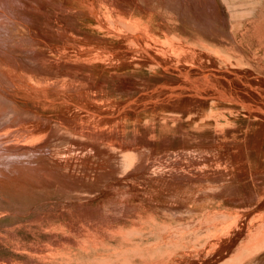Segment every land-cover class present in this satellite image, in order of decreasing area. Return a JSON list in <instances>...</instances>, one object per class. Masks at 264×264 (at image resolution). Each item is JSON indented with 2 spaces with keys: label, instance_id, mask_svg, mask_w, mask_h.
I'll use <instances>...</instances> for the list:
<instances>
[{
  "label": "rangeland",
  "instance_id": "1",
  "mask_svg": "<svg viewBox=\"0 0 264 264\" xmlns=\"http://www.w3.org/2000/svg\"><path fill=\"white\" fill-rule=\"evenodd\" d=\"M117 1L126 8L138 5L148 31L161 40L170 37L216 55L220 75L232 60L231 65L264 79V35L256 33L264 30V0H216L214 17H200L199 5L177 3L182 13L167 0ZM85 3L23 0L25 10L10 15L0 9L13 25H7L8 33L0 30V264H96L93 256L101 253L108 260L97 264H220L216 257L229 242L243 248L264 231V80L234 86L226 76L223 85H205L194 81L200 77L197 72L194 77L168 63L131 66L117 76H104L103 53L113 38L89 27L80 12ZM76 11L79 16L74 17ZM27 38L31 41L24 43ZM66 45L74 46L73 51ZM76 56L83 61L77 64ZM218 90L222 98L214 94ZM50 146L74 158L71 166L77 170L57 178V171L49 177L48 171L38 170L36 156L43 151L49 156ZM196 151L231 170L221 173L216 193L171 187V170H176L172 159L178 154L202 158ZM118 160L127 164L119 166ZM159 172L163 174L152 176ZM73 173L97 181L82 177L72 183ZM204 180L195 174L186 184ZM87 181L93 186L80 183ZM128 230L132 233L122 235ZM89 237L98 239L97 250ZM257 250L248 264H264V246Z\"/></svg>",
  "mask_w": 264,
  "mask_h": 264
},
{
  "label": "bare ground",
  "instance_id": "2",
  "mask_svg": "<svg viewBox=\"0 0 264 264\" xmlns=\"http://www.w3.org/2000/svg\"><path fill=\"white\" fill-rule=\"evenodd\" d=\"M44 1V0H43ZM46 1V0H45ZM51 1V0H50ZM80 1V0H79ZM86 3H85V6L82 7L80 10V12L82 13V15H86L88 18L86 20H89L88 22H90L89 24V27H93V28H96L97 30L99 31H103L105 34H108L109 36H111L113 38V42L111 43L110 46H106L105 48V52L103 53V58L102 60L107 64V70L104 71V72H107L104 76H107L108 74L111 75V74H114L115 75L118 73L119 70H125L126 68L128 67H131V66H137L138 65H147V64H172L174 65L175 67H182L184 69H186V72L188 75H190L192 73V75L194 77H196V73L197 72V75H199L200 77H196V78H193L194 81H197L198 80V83H204L205 85H215V84H219L218 81L221 82V85L224 84L225 81H223L222 79H225V77H229L230 79V82L234 85V86H239L240 84H245V83H249V86L250 84H253V85H259L260 83H262L261 80H264L262 78H260L259 76L255 75V74H252L251 71L248 72L249 70L247 69H241V67L239 66H234V65H231L232 64V60L229 61V65L227 66V72H225L224 74L221 73V71L219 70V65H218V60L216 59L215 60V56H211L209 54H207V52H204V51H200L199 49H193V48H190V47H186L182 44H178L179 40L177 39H171L170 37H165L166 39L165 40H161L159 37H158V34H152V33H155L154 30L152 31H148V28L146 26V21H145V18L146 17L141 11H138L136 9L139 8V6L135 5L133 7H130V8H126V6L124 5H121L120 2H118L117 0L114 1V0H85ZM122 1V0H121ZM139 1V0H138ZM149 1H158V0H149ZM161 1H165V0H161ZM168 2H170L176 10L184 13L180 8L179 6L177 5L178 4H185V5H188V7H193L195 5H199L197 6V8L199 9V16H204V15H209V16H215L217 13H218V9L219 7L216 5V3H214L216 0H167ZM22 2L23 0H0V9L6 13V14H10L12 15V13L14 11H19V9H24L25 8L22 6ZM36 3V2H35ZM43 3V2H42ZM75 3V2H74ZM79 3L81 2H78V5H80ZM138 3V2H137ZM141 3V2H140ZM208 3V4H207ZM63 4V3H62ZM82 4H83V1H82ZM126 4V3H124ZM133 4V3H132ZM77 5V4H76ZM142 5V4H141ZM27 6V5H26ZM41 6V4H40ZM36 7V6H34ZM74 7V6H73ZM144 7V6H143ZM80 8V7H79ZM74 9V8H73ZM77 9V8H76ZM133 9V10H132ZM75 10V9H74ZM141 10V8L139 9ZM36 11V10H34ZM0 13L1 16H3V18L0 19V30L3 29L5 32L8 33V30L7 29V25L8 27H12L11 24H10V18L7 17V16H4V13ZM36 12H40L41 14H44L43 11H36ZM78 11H76L74 14H72L74 17L75 16H79ZM69 13V12H68ZM16 14V13H15ZM39 14V13H38ZM86 18V17H85ZM19 20V19H18ZM154 20V19H153ZM31 22V21H30ZM178 22V21H177ZM158 23V22H157ZM255 23V22H254ZM152 24H154L152 22ZM178 24V23H176ZM253 24V23H252ZM17 25V24H16ZM28 25V24H27ZM84 25V24H83ZM246 25V24H245ZM242 26L244 27V29L246 31H250L251 28L250 27H247V26ZM255 26V25H254ZM17 27V26H15ZM28 27V26H27ZM30 27V25H29ZM28 27V28H29ZM157 27V26H156ZM159 27V26H158ZM256 27V26H255ZM20 28V27H18ZM88 28V26H87ZM160 28V27H159ZM84 29V28H83ZM152 29V28H151ZM162 29V28H161ZM257 29V27H256ZM48 30V29H47ZM95 30V29H94ZM2 31V30H1ZM94 32V31H92ZM156 32H158L156 30ZM11 33V31H10ZM60 33V32H59ZM101 33V32H100ZM103 33V34H104ZM257 34H260V35H264V30H260L259 28L257 29ZM16 34V33H15ZM36 34V33H35ZM74 34V33H73ZM90 35H92L91 33H89ZM88 34V35H89ZM245 34V33H244ZM58 35V34H57ZM97 35V34H96ZM99 35H102V34H99ZM1 36V34H0ZM38 37V36H36ZM85 37V36H84ZM103 37V36H102ZM100 38V37H99ZM245 38V37H244ZM41 39V38H39ZM103 39V38H102ZM251 39L253 40V38L251 37ZM251 40V41H252ZM28 41H31L29 38L23 40V42H28ZM45 42V41H44ZM60 42V41H59ZM177 42V43H176ZM255 41L253 40L252 44L253 45H256L254 43ZM37 43V42H36ZM35 43V44H36ZM51 43V42H50ZM49 43V46L52 45L53 43L50 44ZM57 43V41H56ZM55 43V44H56ZM62 43V41L60 42V44ZM110 43V42H109ZM251 43V42H249ZM18 44H21V43H18ZM17 44V45H18ZM39 44V42L37 43ZM55 48L57 47L58 44H56ZM85 44V43H84ZM48 45V44H47ZM64 45H65V42H64ZM62 45V46H64ZM92 45V44H91ZM25 46V44L23 45ZM67 46V45H66ZM258 46V44H257ZM260 46V45H259ZM59 47V46H58ZM61 47V46H60ZM70 47L72 50L68 49L67 52L71 53L70 51H73V48L74 46H67V48ZM80 47V46H79ZM78 47V48H79ZM102 47V46H101ZM48 48V46H47ZM85 47H82L81 49H83ZM100 48V47H99ZM37 49V48H36ZM35 49V50H36ZM41 49V48H40ZM39 49V50H40ZM50 49V48H49ZM63 49V48H62ZM78 50L75 46L74 48V51ZM80 49V48H79ZM102 49V48H100ZM104 49V48H103ZM102 49V50H103ZM38 50V51H39ZM44 50V49H42ZM52 49H50L51 51ZM65 50H67L65 48ZM64 50V51H65ZM70 50V51H69ZM85 50V49H84ZM83 50V51H84ZM87 50V49H86ZM90 50V49H88ZM95 50V49H93ZM99 50V49H97ZM53 51V50H52ZM80 50V52H83ZM177 52L179 51V55L177 56L174 52ZM53 53V52H52ZM73 53V52H72ZM76 54V51L74 52ZM73 53V54H74ZM79 53V52H78ZM84 53V52H83ZM87 53H92L91 52H87ZM85 53V54H87ZM221 53V52H220ZM55 54V53H54ZM96 54H99V53H96ZM94 54V55H96ZM212 54V53H211ZM214 54V52H213ZM43 55V54H42ZM47 57L48 55L45 54ZM43 55V56H45ZM64 55V54H62ZM79 55V54H78ZM51 56V55H50ZM53 56V54H52ZM56 56V55H55ZM59 56V55H58ZM56 56V57H58ZM99 56V55H98ZM218 56V55H217ZM82 56H76L74 57V61L79 64L81 63V61H83V58H81ZM96 57V56H95ZM228 58V57H227ZM73 59V57H72ZM63 61V60H62ZM235 61V60H234ZM71 63V62H70ZM238 63V61H237ZM67 64V63H66ZM225 65V63L223 64ZM80 66V65H79ZM78 66V67H79ZM89 66V65H88ZM221 66V65H220ZM94 67V66H93ZM76 68V67H75ZM80 68V67H79ZM84 68V67H83ZM82 68V69H83ZM90 68V66H89ZM146 68V67H145ZM222 68V67H221ZM134 69V68H132ZM80 70V69H79ZM87 70L89 71V69L87 68ZM219 70V71H218ZM226 71V70H225ZM114 72V73H112ZM211 73H214V74H211ZM88 74V73H87ZM183 74V73H182ZM201 74V75H200ZM93 75V74H92ZM103 75V73H102ZM101 75V76H102ZM212 75V76H210ZM117 76V75H116ZM103 78V76H102ZM123 78V77H122ZM120 78V79H122ZM101 79V78H100ZM109 79V78H108ZM81 80V79H79ZM107 80V79H106ZM110 80L114 81V78H111L110 77ZM93 82V83H96L95 81L93 80H90V82ZM122 81V80H121ZM193 81V80H192ZM264 85V83H262ZM158 88V87H156ZM216 90V89H215ZM175 91V90H174ZM156 93H159V92H156ZM214 94H217L216 96L219 97V98H222L223 97V92L218 90L217 92H215ZM239 94V93H238ZM242 95V94H241ZM264 95V94H263ZM215 97V96H214ZM243 99V98H241ZM240 100V99H239ZM220 101V100H219ZM242 101V100H241ZM211 103V102H210ZM251 103V100L250 102ZM249 103H246V104H249ZM254 103V102H253ZM45 105V104H44ZM43 105V106H44ZM212 105V104H211ZM245 105V104H243ZM246 106V105H245ZM250 108H251V105L249 104ZM253 107V106H252ZM259 107V106H258ZM156 108V107H155ZM264 108V106H263ZM162 119V118H161ZM23 121V120H22ZM21 130V129H20ZM19 131V130H18ZM16 134L18 133L17 131H15ZM14 132V133H15ZM13 133V132H12ZM13 133V134H14ZM27 133V132H26ZM55 133V132H54ZM19 135V134H18ZM53 135V134H52ZM57 134L53 135L54 138ZM59 136H61L62 134H59ZM59 136H56V138L58 137L59 139ZM64 137V135H62ZM88 136V135H86ZM3 137V136H2ZM67 137V136H66ZM72 137V136H71ZM248 137V136H247ZM1 138V137H0ZM55 138V139H56ZM62 138V137H61ZM69 138V137H68ZM4 139V137H3ZM53 139V138H52ZM51 139V140H52ZM66 139V138H65ZM74 139V138H73ZM48 140V139H47ZM46 140V141H47ZM77 140V139H75ZM45 141V142H46ZM57 142V141H56ZM59 142V141H58ZM70 142V141H69ZM77 142V141H76ZM47 143V142H46ZM75 143V142H73ZM40 144V143H39ZM41 144H44V143H41ZM40 144V145H41ZM57 144V143H56ZM38 145V147L40 146ZM92 145V144H91ZM23 146H27V145H23ZM49 146V144H48ZM53 146V145H51ZM47 147L46 149H49L51 151H49V156H47L48 154V151H47V154L44 155V151L45 148H39L38 150H41V152L43 151V153H41V155L39 156H36V160L33 159V156L32 155V159L35 160L34 162H38L36 163L37 166L36 168H38V170H45L48 171L49 173L51 174H46V175H49V177H53V175H55L54 171H57L58 174L55 175V178H57V176L59 175H65L67 173H69V170L71 168H73V166H71V161L74 159V158H69V157H66L64 155V151H63V154L62 153H58L57 149L60 150V148H64L62 145L60 148H55L53 149V147ZM68 146V145H67ZM89 146V145H88ZM16 147V145H15ZM31 147H35L37 148L36 146H31ZM30 147V148H31ZM19 148H22L21 146H19ZM24 148V147H23ZM22 148V149H23ZM27 148V147H26ZM34 148V149H35ZM93 148V147H92ZM16 149V148H15ZM18 149V148H17ZM16 149V150H17ZM28 149V148H27ZM26 149V150H27ZM33 149V148H32ZM84 149V148H83ZM101 149V148H100ZM12 150H13V147H12ZM172 149H170L171 151ZM21 151H24V150H21ZM33 151V150H32ZM175 151H178L177 149ZM30 152V150H29ZM27 151V153H29ZM35 152V151H34ZM78 152V150L76 151ZM80 152H82V150H80ZM86 152V151H85ZM90 152V151H88ZM174 152V151H173ZM198 153H200L202 155V158H196V157H192V158H187V157H181L183 155L181 154H178L177 157H175L173 161V166L176 170H171V174L175 173L173 175V178H174V184H171L173 188H177L178 190H181L183 192H185V190H188L189 188H192L193 191H197L199 194L200 193H204L205 195H207L206 193H216L217 190L220 188H218V184H216L217 180H222V172L225 173H229L231 172V170L229 171L228 168H225L224 170L220 169V167L222 166L219 162L216 161V158L209 155V154H204L202 152H199V151H196ZM26 153V155H28ZM38 153V152H36ZM83 153V152H82ZM96 153V151H95ZM112 153V152H111ZM16 154V153H15ZM22 154V152H21ZM33 154V152H32ZM39 154H40V151H39ZM76 154V153H74ZM78 154V153H77ZM116 154V153H114ZM22 155H25V153H23ZM37 155V154H36ZM80 154H78L79 156ZM88 155V154H87ZM237 155L238 152H237ZM18 156V155H17ZM76 156V155H75ZM82 156L84 155H81V158ZM116 156H118L116 154ZM115 156V157H116ZM24 157V156H22ZM30 157V156H29ZM87 157V156H86ZM112 157V156H111ZM114 159H116L115 163L117 162V157ZM119 157V156H118ZM80 158V157H78ZM85 158V157H84ZM89 158V157H87ZM109 158V157H108ZM107 158V160H108ZM120 160L122 161V157L120 156ZM171 158V157H170ZM22 159V158H21ZM29 159V158H28ZM83 159V158H82ZM82 159H79L80 161ZM86 159V158H85ZM113 159V158H112ZM23 160V159H22ZM27 160V159H26ZM30 160V159H29ZM28 160V161H29ZM103 160V159H102ZM101 160V161H102ZM125 160V158H124ZM209 161V164L205 163V161ZM234 160V159H233ZM21 161V160H20ZM76 162H78L77 159H75ZM88 161V160H87ZM97 161V160H96ZM105 161V159H104ZM110 161V160H108ZM165 161V160H164ZM169 161V160H167ZM75 162V163H76ZM99 162V161H98ZM103 162V161H102ZM107 161H105L104 163H106ZM114 162V160L112 161ZM126 163V161H123ZM129 162V161H128ZM250 162V161H248ZM248 162H243L242 165L243 166H250V163ZM15 163V162H14ZM20 163V162H19ZM28 163V162H27ZM114 163V165H115ZM118 163H122V162H119L118 160ZM125 163H122V164H116V165H123ZM165 163V162H164ZM170 163V162H169ZM24 164V163H23ZM35 164V163H34ZM108 164V163H107ZM113 164V163H112ZM127 164V163H126ZM168 165V163H166ZM240 165V163H238ZM19 165V164H18ZM78 165V164H77ZM105 165V164H104ZM111 165V164H109ZM113 165V166H114ZM164 165V164H163ZM162 165V166H163ZM28 166V165H26ZM26 166H24L23 168H25ZM35 166V165H34ZM86 165H84L85 167ZM172 166V165H171ZM213 166H215L213 168ZM49 167V168H48ZM77 167V166H76ZM116 167V166H115ZM124 167V166H122ZM126 167V166H125ZM170 167V166H169ZM28 168V167H26ZM25 168V169H26ZM82 168V167H81ZM101 168V165L100 167ZM105 168V167H103ZM114 168V167H113ZM121 168V167H120ZM119 168V170H120ZM161 168V167H160ZM164 168V167H163ZM20 169V168H19ZM48 169V170H47ZM74 169V168H73ZM116 169V168H114ZM123 169V168H121ZM125 169V168H124ZM128 169V168H127ZM167 169V168H166ZM74 170H77L74 169ZM86 170V169H85ZM118 169H116L117 171ZM165 170V169H164ZM195 171V174H200L201 176H204L206 180H204L203 182H205L204 184H198L196 181L190 183V186H187L188 184H186V182H191L193 180H195V174H190L191 171ZM236 169L233 170V173L235 172ZM27 171V170H26ZM81 171V170H80ZM103 171V170H102ZM105 171V170H104ZM124 171V170H123ZM122 171V172H123ZM126 171V170H125ZM22 172H25V171H22ZM20 172V173H22ZM86 172V171H85ZM113 172V171H112ZM119 172V171H118ZM158 172V171H157ZM168 172V171H167ZM244 172V171H243ZM75 173V172H74ZM69 174V178H70V182H78L77 179L78 178H82V177H87L88 175L84 176L83 174L82 175H79V174ZM90 173V172H89ZM106 173V172H105ZM111 173V172H110ZM121 173V172H120ZM127 173V172H125ZM155 173V172H154ZM193 173V172H192ZM123 174V173H122ZM128 174V173H127ZM163 173L162 172H159L157 174H153L152 176H160L162 175ZM237 174V173H236ZM20 175V174H18ZM33 175H35L34 177H36V174L34 173ZM32 175V177H33ZM45 175V174H44ZM43 173H42V178H43ZM126 174H124L125 176ZM235 175V174H234ZM234 175H230V176H234ZM241 175H244V174H241ZM249 175V174H248ZM101 176V175H100ZM123 176V177H124ZM128 176V175H127ZM38 177V175H37ZM47 177V176H46ZM121 177V178H123ZM225 177V176H224ZM16 178V176H15ZM21 178V177H20ZM45 178V177H44ZM87 178H90L91 181L94 180L97 181V179H93L91 176L90 177H87ZM120 178V177H119ZM24 179V177H23ZM22 179V180H23ZM39 179V177H38ZM46 179V178H45ZM84 179V178H83ZM82 179V181H83ZM193 179V180H192ZM238 179V178H237ZM21 180V179H20ZM81 180V179H80ZM239 180V179H238ZM16 181V180H15ZM18 181V180H17ZM43 181H45L43 179ZM48 181V180H46ZM45 181V183H47ZM57 182H60L58 181V179L56 180ZM90 181V182H91ZM165 181V180H164ZM202 181V179H201ZM235 181V180H234ZM23 182V181H21ZM36 182V181H35ZM42 181H40L41 183ZM54 182V181H53ZM62 182V181H61ZM90 182H80V183H84V184H87V185H92L93 186V183L90 184ZM163 182V181H162ZM196 182V183H195ZM31 183V182H30ZM130 183V182H129ZM222 183V182H221ZM228 183V182H227ZM231 183V182H230ZM50 184V183H49ZM96 184V183H95ZM94 184V185H95ZM206 184H209V186L206 187ZM226 184V182H225ZM229 184V183H228ZM39 185V184H38ZM221 186V185H220ZM223 186V185H222ZM243 186V185H242ZM245 186V185H244ZM93 188V187H92ZM95 188V187H94ZM237 188V187H236ZM242 188V187H241ZM221 189V188H220ZM223 189V188H222ZM247 190V189H246ZM242 192V191H241ZM187 193V192H186ZM196 193V192H195ZM190 194V193H188ZM211 194V193H210ZM246 195V194H245ZM187 196V195H185ZM209 197V196H207ZM207 197H205L207 199ZM259 202V201H258ZM67 225V224H66ZM142 229V227H141ZM126 230V229H125ZM131 231H137L138 233H140V231L134 229V230H131ZM131 231H127L125 234H122V235H128V233H130ZM143 231V230H142ZM145 231V230H144ZM258 232V231H257ZM132 233V232H131ZM254 233V232H252ZM263 234H257V235H253L251 237V240H248L244 243L243 245V248H239V246H235V244L233 243H228V246H226V249L223 253L219 254L216 258L217 260H219L220 264H248V259L249 257H251L253 254H255L257 251V254L260 252H258V248L259 247H262L264 246V231L261 232ZM131 235V234H130ZM241 235V234H240ZM235 235H233L234 237ZM127 237V236H126ZM129 238V237H127ZM227 238V237H226ZM230 238V236H229ZM235 238V237H234ZM240 238V237H239ZM244 238V236H243ZM233 239V238H232ZM231 239V240H232ZM89 240L91 241L90 242V245L93 247V248H97V240L96 238H90L89 237ZM167 240V239H166ZM221 240V239H220ZM226 240V239H225ZM239 240V239H238ZM241 240V239H240ZM235 241V239H234ZM85 243V242H84ZM240 243V242H239ZM218 244V242H217ZM238 244V243H237ZM213 245V244H212ZM223 245V244H221ZM211 246V245H210ZM224 246V245H223ZM225 248V247H223ZM261 249V248H260ZM97 250V249H96ZM111 250V249H110ZM113 250V249H112ZM94 251V250H93ZM107 251V250H106ZM220 251V250H219ZM218 251V252H219ZM103 252H104V249H103ZM211 252V250H210ZM81 253V252H80ZM119 253V252H118ZM123 253V252H122ZM121 253V254H122ZM129 253V252H128ZM214 253V252H212ZM211 253V254H212ZM102 254V253H101ZM95 255L93 256L94 258V262L96 260V264H97V260L99 261V259L101 261H104L106 259V256L104 255ZM140 254V253H139ZM209 254V252H208ZM217 254V252H216ZM117 255V254H116ZM124 255V254H123ZM84 256V255H83ZM82 256V257H83ZM87 256V255H85ZM85 256L83 258H85ZM204 256V255H203ZM205 257V256H204ZM213 257V255H212ZM82 258V259H83ZM87 258V257H86ZM85 258V260H87ZM90 258V257H89ZM92 258V257H91ZM112 258V257H111ZM252 258V257H251ZM250 258V259H251ZM249 259V260H250ZM257 259V258H256ZM91 260V259H90ZM108 260V259H106ZM105 260V261H106ZM213 260V259H212ZM93 261V259H92ZM112 261V260H111ZM207 261V260H206ZM109 262V261H107ZM217 262V261H216ZM92 263V262H91ZM208 263V262H207ZM201 264V262H200ZM203 264V263H202ZM216 264V263H215ZM252 264H259V262L257 263H252Z\"/></svg>",
  "mask_w": 264,
  "mask_h": 264
}]
</instances>
